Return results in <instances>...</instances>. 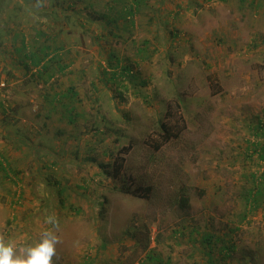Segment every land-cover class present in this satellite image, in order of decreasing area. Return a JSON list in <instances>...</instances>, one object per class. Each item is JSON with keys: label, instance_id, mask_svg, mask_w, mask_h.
Masks as SVG:
<instances>
[{"label": "rangeland", "instance_id": "rangeland-1", "mask_svg": "<svg viewBox=\"0 0 264 264\" xmlns=\"http://www.w3.org/2000/svg\"><path fill=\"white\" fill-rule=\"evenodd\" d=\"M31 1V8L17 4L0 18V41L7 34L22 45L10 53L16 57L43 55L40 47L28 49L39 37L35 31H17L18 19L38 27L34 7L39 12L41 1ZM60 3L70 17L76 14L58 18L67 23L57 31L63 42L75 36L90 41L100 56L110 46L130 55L124 42H135L134 32L79 29L69 1ZM142 8L157 14L146 20L149 29L137 33L146 38L142 55L153 59L144 78L135 77L131 66L134 81L111 98V113L100 118L114 130L108 166L94 160L95 150L64 137L58 160L35 156L31 165L15 157L16 171L0 161V234L20 254L52 231L61 241L56 264H264V0H151ZM209 9L217 15L198 23L201 38L191 39L184 29L188 16ZM171 13L180 22H169ZM0 58V151L8 153V134L25 136L31 122L37 131L42 117L23 83H13L20 80L18 64ZM26 104L31 110L14 112ZM182 189L190 199L186 211L171 204ZM49 216L58 230L45 222Z\"/></svg>", "mask_w": 264, "mask_h": 264}, {"label": "crops", "instance_id": "crops-1", "mask_svg": "<svg viewBox=\"0 0 264 264\" xmlns=\"http://www.w3.org/2000/svg\"><path fill=\"white\" fill-rule=\"evenodd\" d=\"M40 1V11L38 12V9L34 7V11L37 12L35 14L40 17V22L37 23L38 27L25 26L24 23H20L19 19V23L17 21V24L20 25L19 30L14 29L12 22L8 26L10 31H22L24 34L35 31L39 37H35L34 45H29L30 48L28 47V49L34 47L33 50H36L40 47L43 55L38 57L35 52L32 54L21 53L20 57H16L14 52L10 55L12 51H17L22 45H13V42H11L13 41L12 37H7L8 35L4 34L5 37L0 41V56L3 58V63L18 64L16 72H19L20 75L16 76L21 81H14L13 83L20 88H22L21 83H23L24 94L33 96V99L38 103L37 116L42 117V122L37 131L34 129L35 123L31 122L29 134L24 133L25 136L20 135L17 138L16 135L14 137L13 132L9 133L8 136L12 144L9 145L8 153L3 150L0 151V161H7L9 167L16 171L17 164L12 162L16 160L15 157L20 158L19 161L28 159L31 165H36L34 160L36 161L38 156L46 154H49L53 160H58V146L64 140L61 141V138L64 137L66 138L65 143H73V141L74 143H83L88 148L87 150H95V152H98V158L93 157L94 160L102 158L104 160L103 166H108L106 164L107 152L111 150L109 149L111 148L109 142L112 139L114 130L107 128L105 122L100 118L109 116V113H111L110 108L113 107L111 98L115 97L116 93L120 94L122 88L123 90L127 89L126 85L132 74L131 66L137 70H135L137 73L135 77L142 75L144 78L145 65H148L153 57L142 55V51H144L143 43L146 42V38L144 34L137 33L141 32V28L142 32L149 29L146 20L152 16L157 17V14L156 12L153 15L149 14L152 12L150 8L147 10L142 8L145 3L151 0H138L140 3L136 1L137 4H134L132 0H68V7H71L77 13L76 18H78V21L74 20L77 22L76 26L79 29L83 26L85 31H92L96 29V25H99L103 30L108 29L112 33L121 31L130 36V33L134 32L130 39L137 36L135 42L123 41L126 51L130 49L131 53L128 51L130 55L125 54L123 50V52H119V50L110 46L105 58L97 54L96 46L91 49L90 41L89 44L88 42H78L73 35V40L63 42V39L57 36V31L60 27H66L67 23L66 21H58V18L61 16L74 18L76 14L72 12L70 17L71 13H66V6H62L60 3L62 0H55L54 3L52 0ZM63 1L66 2V0ZM0 2V18L10 13L17 4H19V7H23L25 4L27 8H31L32 3L30 0H0ZM217 13L216 9H209L202 10L200 17L199 13L192 17L188 16V23L184 25V29L191 35V39L199 40L201 35L197 36V24L200 23L201 26L210 21L212 22V19L208 17H213ZM144 14H148L149 17L143 18ZM51 15L57 16V21H51L49 17ZM82 16H90L91 19L88 20ZM100 16H105V20H101ZM81 18L85 19L83 23H80ZM169 22H180V17L176 16L175 13H171ZM88 24L90 27H88ZM2 29L3 27L0 25V31ZM10 31L6 30V33H12ZM81 35L79 34V36ZM2 45L4 51L7 52V56L1 54ZM50 49H53L54 52L52 53ZM135 77L131 79L134 81ZM18 82L21 83L18 84ZM114 92L115 95H113ZM144 93L142 86L140 94L144 95ZM29 109L31 110V106L26 104L25 107L16 106L14 112H22V110L26 112ZM99 113L103 115L99 117ZM31 129L34 130L31 131ZM40 129L44 131L42 132ZM34 143L38 146L34 147ZM35 156L37 158H34ZM100 163L97 164L102 169ZM93 164L95 163L93 162ZM0 170L2 171L1 167Z\"/></svg>", "mask_w": 264, "mask_h": 264}, {"label": "clouds", "instance_id": "clouds-1", "mask_svg": "<svg viewBox=\"0 0 264 264\" xmlns=\"http://www.w3.org/2000/svg\"><path fill=\"white\" fill-rule=\"evenodd\" d=\"M45 222L58 230V221L54 216L47 217ZM60 242L52 231L46 230L41 234L39 243L34 247L20 248V254H17L15 245L0 234V264H56L59 259L56 246Z\"/></svg>", "mask_w": 264, "mask_h": 264}, {"label": "trees", "instance_id": "trees-1", "mask_svg": "<svg viewBox=\"0 0 264 264\" xmlns=\"http://www.w3.org/2000/svg\"><path fill=\"white\" fill-rule=\"evenodd\" d=\"M138 3H140V1H138V0H132V2L134 3V4H137V2ZM99 19V18H98ZM130 23H132V22H130ZM129 74V73H128ZM130 75V74H129ZM134 78V76H131L130 78H129V82L130 81H133L131 78ZM161 128H162V130L163 131H165V126L163 125V124H161ZM164 136H166L165 138H168L169 137V135L168 134H164ZM256 148V147H255ZM255 148H254V151H255ZM261 150L262 151H264V147H262L261 148ZM260 158L262 159V160H264V156L261 154L260 155ZM106 173H107V171H106ZM261 188V187H260ZM151 189L150 188H146V191H150ZM260 192H261V190L259 189V192H258V194H260ZM256 195L257 197H259V195ZM253 196V195H252ZM250 197V195L248 196V198ZM253 198L256 200V197H254L253 196ZM171 204H173L177 209H179V210H181V211H186L187 209H189V207H190V199H189V197H188V195L186 194V191H184L183 189L182 190H180L178 193H177V195L175 196V198L173 199V201L171 202ZM137 244H139V242L137 243ZM147 248H148V241H146V243H145V245H144V247H143V251H146L147 250ZM224 250H226V248H224Z\"/></svg>", "mask_w": 264, "mask_h": 264}]
</instances>
